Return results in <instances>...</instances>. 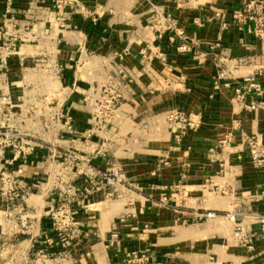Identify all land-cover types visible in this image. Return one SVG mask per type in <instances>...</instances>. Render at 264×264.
I'll return each mask as SVG.
<instances>
[{
	"label": "crops",
	"instance_id": "1",
	"mask_svg": "<svg viewBox=\"0 0 264 264\" xmlns=\"http://www.w3.org/2000/svg\"><path fill=\"white\" fill-rule=\"evenodd\" d=\"M5 1L0 45L16 37L19 53L0 60V134L26 153L0 147V264H126L132 251L148 264H264L251 218L264 213V174L232 160L246 136L261 137L264 113L214 83L224 68L264 85V36L233 18L246 0H79L66 8L65 28L56 0H15L13 14ZM155 10L178 23L162 40L149 25ZM240 58L248 64L236 68ZM110 79L120 107L97 122ZM173 110L198 126L168 124ZM112 170L124 185L104 182ZM161 186L178 187L168 191L174 209L160 206ZM61 207L74 217L60 234ZM209 211L241 214L253 249L239 244L233 223L206 219Z\"/></svg>",
	"mask_w": 264,
	"mask_h": 264
},
{
	"label": "built area",
	"instance_id": "2",
	"mask_svg": "<svg viewBox=\"0 0 264 264\" xmlns=\"http://www.w3.org/2000/svg\"><path fill=\"white\" fill-rule=\"evenodd\" d=\"M15 0H6L5 8L7 14H13L15 11L14 7ZM80 5L79 0H56L53 8L58 14L57 23L61 28H65V18L68 14L65 12L66 8L74 11ZM234 21L238 28L241 30L245 24L251 25V32L257 38H263L264 36V5L259 0H246L243 3V8L235 13L233 16ZM177 19L171 14H166L162 11L155 10L149 18V25L152 31L156 32L157 38L162 40L164 36L170 31H175L177 27ZM226 26V24H225ZM181 53H187L190 51V45H183L179 48ZM19 53V39L16 37H11L6 39L0 45V60L4 63L6 58L11 55H16ZM248 60L246 58L237 59L235 62V67L240 68L246 66ZM231 73L224 68H220L216 77L214 78V83L219 86L222 82H226L225 86L234 89V98L240 102L244 110L248 112H263L264 113V85L257 80L255 76L242 77L239 79L230 78ZM122 94L118 84L114 83L111 79L102 85V95L101 100L97 104L95 109V117L97 122L104 121L108 122L113 114L120 107ZM166 121L170 125H182L185 129H195L198 126V122L193 120L191 116L183 114L178 111H169L166 115ZM184 135V134H182ZM178 138V137H177ZM264 132L261 137L252 136L245 137L243 142V150L233 153L232 160L237 163L246 161L248 166L253 170L260 171L264 174ZM17 139L14 135L5 132L0 134V147L7 148L12 147L19 154H25L24 146L15 145ZM232 141L231 137H227L219 146H228ZM28 148V147H27ZM163 164H168L164 162ZM229 163H226V175L229 172ZM222 172H225V167H222ZM90 175L94 174V170L89 171ZM108 174V172H107ZM3 177V182H5ZM104 182L111 187H116L119 185H124L125 178L124 175L118 170H112L109 175L104 173ZM212 181H210L211 184ZM177 186H161L158 189L162 193V197L159 201L161 207L172 210L175 207L172 197L168 196V191L171 189L177 190ZM226 185V192H227ZM218 192H224L223 187H217ZM5 195L6 192L2 191ZM264 197V192L259 195ZM254 197V196H252ZM241 214H235L228 211L215 212L209 211L205 214L206 219H216L218 217L225 218L234 224L233 235L238 239L240 245L246 247L249 250L253 249L251 244V237L249 236L245 225L242 221L238 219ZM55 231L62 233L63 230L68 228L73 224L74 213L68 208L61 207L53 213ZM252 223L257 224L260 229L261 239L264 241V213H252L251 214ZM115 236V234H114ZM149 258L138 251H132L127 255L126 264H148Z\"/></svg>",
	"mask_w": 264,
	"mask_h": 264
}]
</instances>
